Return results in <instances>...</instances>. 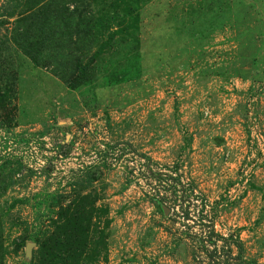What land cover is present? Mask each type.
<instances>
[{"label": "rangeland", "instance_id": "1", "mask_svg": "<svg viewBox=\"0 0 264 264\" xmlns=\"http://www.w3.org/2000/svg\"><path fill=\"white\" fill-rule=\"evenodd\" d=\"M149 171L264 264V0H0V264H194Z\"/></svg>", "mask_w": 264, "mask_h": 264}, {"label": "trees", "instance_id": "2", "mask_svg": "<svg viewBox=\"0 0 264 264\" xmlns=\"http://www.w3.org/2000/svg\"><path fill=\"white\" fill-rule=\"evenodd\" d=\"M149 174L158 187L165 186L164 195L157 192L156 201L172 213L169 215L170 224H182L181 239L197 244L191 256L194 264H257L244 258V245L238 235L224 236L216 231L214 221L217 213L194 184L185 186L177 176L161 172L149 171ZM177 205L180 212L175 211ZM188 221L195 222L189 226L185 224Z\"/></svg>", "mask_w": 264, "mask_h": 264}, {"label": "water", "instance_id": "3", "mask_svg": "<svg viewBox=\"0 0 264 264\" xmlns=\"http://www.w3.org/2000/svg\"><path fill=\"white\" fill-rule=\"evenodd\" d=\"M168 213V210H165Z\"/></svg>", "mask_w": 264, "mask_h": 264}]
</instances>
